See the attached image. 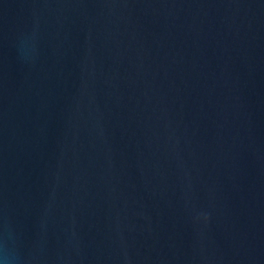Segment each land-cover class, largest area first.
<instances>
[{
	"label": "water",
	"instance_id": "95a60500",
	"mask_svg": "<svg viewBox=\"0 0 264 264\" xmlns=\"http://www.w3.org/2000/svg\"><path fill=\"white\" fill-rule=\"evenodd\" d=\"M10 264H264V0H0Z\"/></svg>",
	"mask_w": 264,
	"mask_h": 264
},
{
	"label": "clouds",
	"instance_id": "9594fccd",
	"mask_svg": "<svg viewBox=\"0 0 264 264\" xmlns=\"http://www.w3.org/2000/svg\"><path fill=\"white\" fill-rule=\"evenodd\" d=\"M11 258L10 252L3 247V249L0 250V264H10Z\"/></svg>",
	"mask_w": 264,
	"mask_h": 264
}]
</instances>
